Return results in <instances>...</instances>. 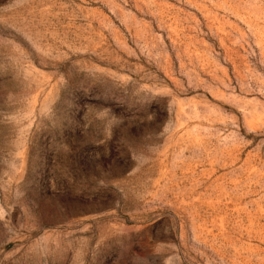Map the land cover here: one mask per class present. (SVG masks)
Listing matches in <instances>:
<instances>
[{
	"label": "rangeland",
	"instance_id": "obj_1",
	"mask_svg": "<svg viewBox=\"0 0 264 264\" xmlns=\"http://www.w3.org/2000/svg\"><path fill=\"white\" fill-rule=\"evenodd\" d=\"M0 264H264V0H0Z\"/></svg>",
	"mask_w": 264,
	"mask_h": 264
}]
</instances>
